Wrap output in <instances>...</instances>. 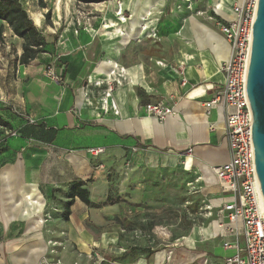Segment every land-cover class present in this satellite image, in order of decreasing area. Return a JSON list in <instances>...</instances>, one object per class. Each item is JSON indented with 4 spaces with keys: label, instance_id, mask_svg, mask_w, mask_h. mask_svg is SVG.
<instances>
[{
    "label": "crops",
    "instance_id": "obj_1",
    "mask_svg": "<svg viewBox=\"0 0 264 264\" xmlns=\"http://www.w3.org/2000/svg\"><path fill=\"white\" fill-rule=\"evenodd\" d=\"M121 2L124 22L115 15L112 1L51 0V24L42 34L46 45L51 46L46 51L49 69L61 78L52 83L30 78L28 88L24 86L28 91L21 92L18 100L17 81H10L9 77L15 74L14 69L8 67L0 80V116L10 125H17V113H28L51 136L44 143L43 152H31L30 175L22 183V190L35 195L42 187L49 192V203L63 210L70 183H86L91 204L75 198L68 221L63 220L56 228L65 234L69 245L82 251L95 240L85 220L93 219L91 210H106L113 205L106 202L111 192L108 184L127 183L117 172L130 166L128 158L145 154L153 160L155 151L167 152L161 155V163L170 166L163 156H171L175 158L171 167L183 158L187 166L200 170L199 179L207 185L208 203L220 206L228 199L216 193L211 170L229 158L224 115L220 107L206 112L204 102L224 82L220 65L229 57L230 49L220 24L232 17L231 0ZM80 9H88L91 14H77ZM120 27L124 34L118 30ZM6 31L11 43H17V39L23 42L9 27ZM37 65L34 61L19 64V71L31 76L32 67ZM112 69L115 74H109ZM108 82L112 83V90L106 95ZM41 83H46L45 89ZM157 102L173 110L164 120L144 112L145 104ZM20 140L24 142L23 138ZM12 143L8 151L16 155V162L10 171L17 173V168H23L21 162L17 164V136ZM19 144L22 157L27 144ZM90 147H103L104 152L92 156L86 151ZM213 198L218 203L213 204ZM43 222L44 219L40 223ZM212 227L218 238L212 255L202 252L211 232L204 223L194 224L182 237L184 245L193 251V264L204 253L212 261L224 258L218 255L220 249L227 252L225 256L231 253L219 245L222 237L216 217ZM34 248L30 252L44 250L41 245ZM21 263L28 264L27 255ZM131 264L145 262L138 259Z\"/></svg>",
    "mask_w": 264,
    "mask_h": 264
},
{
    "label": "rangeland",
    "instance_id": "obj_2",
    "mask_svg": "<svg viewBox=\"0 0 264 264\" xmlns=\"http://www.w3.org/2000/svg\"><path fill=\"white\" fill-rule=\"evenodd\" d=\"M18 1L38 30L45 33L46 25L51 24V0H43L44 7L38 0ZM47 10L48 16L45 15ZM57 10L59 12V6ZM76 13L91 14V11L80 9ZM3 26L5 41L0 44V80L8 72V67L14 69L15 74L9 77L10 81H17L18 100L21 92L28 91L24 86L28 88L30 78L39 82H53L43 73L51 67L48 62L50 58L46 55L51 46L45 45L36 61L33 60L38 65L32 67L31 76L19 71L18 60L16 73L15 52L18 59L22 43L18 39L17 43H11L6 31L8 26L5 23ZM151 37L156 38L155 35ZM41 84L45 89L46 83ZM30 117L28 113H17V125L5 129L0 127V264H17V261L22 264L21 259L26 255L28 264H131L132 260L136 262L138 259H143L145 264H193L190 259L193 251L184 245L182 237L188 235L194 224L203 223L212 233L207 235L206 250L202 252L213 254L218 243L212 229L215 217L203 216L205 205L210 203L206 196L207 185L199 179L200 170L187 166L183 158H179L177 165L171 167L175 158L168 155L163 156V161L170 166L162 165L161 155L167 152L156 151L153 160L145 154L128 158L130 166H124L117 172V176L121 175L127 183L108 184L111 192L106 202L113 205L106 210H91L93 219L85 220L95 238L88 248L82 251L69 245L65 241V234L56 229L58 224L65 222L63 210L49 203V192H45L42 187L35 195L22 190V183L25 184V179L30 175L31 152H43L44 143L51 137L40 121L31 122ZM15 136L17 164L19 166L21 162L23 166L17 168V173L10 171L15 167L16 155L8 151ZM19 142L27 144L22 157L19 154L22 152ZM26 196H30V199ZM216 199L213 198V204L218 203ZM31 200H36L38 204L31 203ZM15 203L20 204L15 206ZM218 207V204L213 206V212ZM38 215L45 221L32 228ZM40 245L44 247L43 251L30 252L31 249L35 250L34 246ZM226 253L220 249L218 255L223 258Z\"/></svg>",
    "mask_w": 264,
    "mask_h": 264
},
{
    "label": "built area",
    "instance_id": "obj_3",
    "mask_svg": "<svg viewBox=\"0 0 264 264\" xmlns=\"http://www.w3.org/2000/svg\"><path fill=\"white\" fill-rule=\"evenodd\" d=\"M107 1L114 2L115 15L124 22L126 16L121 8V0ZM257 3L258 0H231L232 17L220 24V31L229 45L230 54L220 65L224 82L204 102V108L206 112L213 107H220L223 111L229 158L226 162L213 166L211 170L216 181V193L228 199L215 212L211 204L205 205L203 215H215L219 235L222 237L219 245L231 253L221 261L209 260L204 253L198 257L197 264H264V199L255 166L252 114L246 93V67ZM212 10L218 14L214 7ZM179 71L182 73L181 68ZM43 73L53 81L59 80V76L50 69ZM111 90L112 83L108 82L105 94L108 95ZM143 109L146 115L158 120H164L173 112L170 106L162 102L147 103ZM86 151L97 156L104 152V148L90 147Z\"/></svg>",
    "mask_w": 264,
    "mask_h": 264
},
{
    "label": "trees",
    "instance_id": "obj_4",
    "mask_svg": "<svg viewBox=\"0 0 264 264\" xmlns=\"http://www.w3.org/2000/svg\"><path fill=\"white\" fill-rule=\"evenodd\" d=\"M39 4L44 7L43 0H38ZM84 3H97L100 0H79ZM46 16L49 15L47 10ZM5 23L12 33L22 39L21 53L18 56V63L27 65L37 58L42 48L46 45L44 35L38 30L33 20L29 17L27 11L21 6L18 0H0V44L4 43V26ZM0 127L11 128L7 120L0 116ZM82 180H76L70 183L67 193V200L64 203L62 218L68 221L70 207L75 198L83 203L91 204L89 200V190Z\"/></svg>",
    "mask_w": 264,
    "mask_h": 264
},
{
    "label": "water",
    "instance_id": "obj_5",
    "mask_svg": "<svg viewBox=\"0 0 264 264\" xmlns=\"http://www.w3.org/2000/svg\"><path fill=\"white\" fill-rule=\"evenodd\" d=\"M246 93L252 114V145L264 199V0H258L246 67Z\"/></svg>",
    "mask_w": 264,
    "mask_h": 264
},
{
    "label": "bare ground",
    "instance_id": "obj_6",
    "mask_svg": "<svg viewBox=\"0 0 264 264\" xmlns=\"http://www.w3.org/2000/svg\"><path fill=\"white\" fill-rule=\"evenodd\" d=\"M221 2H222V0H220ZM122 8V7H121ZM215 8V7H214ZM216 9V8H215ZM217 10V9H216ZM38 17H39V15H38ZM38 20H36V22H37ZM140 29V28H139ZM118 30L121 32V33H125L124 31H123V29H122V27H120V28H118ZM135 30V29H134ZM139 31V30H138ZM115 73V70L114 69H112L111 70V73L109 72V74H112V73ZM206 181V180H205ZM28 199H30V196H26ZM39 201V200H38ZM31 203H36V204H38V202L36 201V200H31L30 201ZM20 203H15V206H18ZM39 206H41L40 205V201H39ZM43 221V218L42 217H40L39 215H38V217L33 221V223H32V225H31V227H33V224H38V223H40V222H42Z\"/></svg>",
    "mask_w": 264,
    "mask_h": 264
}]
</instances>
